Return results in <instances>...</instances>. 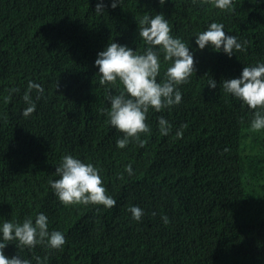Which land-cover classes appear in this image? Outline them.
<instances>
[{
	"label": "trees",
	"instance_id": "obj_1",
	"mask_svg": "<svg viewBox=\"0 0 264 264\" xmlns=\"http://www.w3.org/2000/svg\"><path fill=\"white\" fill-rule=\"evenodd\" d=\"M97 2L0 0V218L44 212L66 237L60 249L9 242L5 254L39 255L46 264H264V129H251L253 109L221 84L264 59V0H232L230 9L215 0L160 3L172 34L194 50V72L179 85V105L149 109L147 149L116 146L94 60L111 40L142 51L138 22L158 5L120 0L112 8L103 0L97 11ZM211 21L245 41L243 50L229 57L196 48L194 35ZM26 95L35 103L27 115ZM160 116L172 125L168 135L158 130ZM67 152L99 169L114 206L64 205L53 195L48 181ZM133 204L143 221L131 218Z\"/></svg>",
	"mask_w": 264,
	"mask_h": 264
},
{
	"label": "clouds",
	"instance_id": "obj_2",
	"mask_svg": "<svg viewBox=\"0 0 264 264\" xmlns=\"http://www.w3.org/2000/svg\"><path fill=\"white\" fill-rule=\"evenodd\" d=\"M161 4L165 0H159ZM120 0H111L115 8ZM232 0H215L219 9H230ZM103 0H98L96 10L104 8ZM153 9L139 20V36L136 43L144 45L142 51L134 50L127 44L111 40L103 50L96 54L94 65L98 66L99 82L106 85L105 99L109 106L102 109L106 113L108 128L115 136L118 148H126L135 142L141 147L145 140L141 134L148 133L150 125L146 116L151 108L160 112L179 105L182 92L179 85L186 83L194 72V50L189 40L172 34L169 21L162 12ZM155 12V14H154ZM154 14V15H149ZM120 42H123L119 40ZM195 47L221 51L231 57L235 50H243L245 41L235 34H226L223 23L211 21L204 30L194 35ZM167 62L163 76L162 63ZM117 84L122 87L118 90ZM222 88L226 96L230 94L242 104L253 109L250 127L259 131L264 129V59L246 64L238 77L223 79ZM209 88H215L217 81L212 77L206 81ZM29 89L35 88L43 93L38 82L29 81ZM219 88V83H218ZM29 101V97H24ZM35 103L29 101L24 109L27 115L34 111ZM157 127L161 135H168L172 125L164 116L158 117ZM182 134L177 129L175 135ZM125 171L133 174L132 165L126 164ZM55 179L48 181L53 195L64 205L95 204L111 208L116 200L108 194L99 169L92 163L70 152L63 154L55 168ZM131 218L143 221L144 209L139 205L128 208ZM167 224L169 218L161 217ZM9 242H15L17 248L32 249L44 245L48 249H60L66 242L65 234L58 229L49 228V218L44 212L35 216H26L17 222L0 218V264H46L39 255L25 258L23 255L8 256L4 249Z\"/></svg>",
	"mask_w": 264,
	"mask_h": 264
},
{
	"label": "rangeland",
	"instance_id": "obj_3",
	"mask_svg": "<svg viewBox=\"0 0 264 264\" xmlns=\"http://www.w3.org/2000/svg\"><path fill=\"white\" fill-rule=\"evenodd\" d=\"M154 2L158 5V9H159L161 7L159 0H154ZM138 6H143V5H138ZM158 11L163 12L162 10H158ZM96 74H97V72H96ZM108 106H109V104L106 102L105 104H103V109L107 108ZM144 140H145V143L142 147L144 149H147V140L146 139H144ZM140 180L143 182V186H145V182L142 179H140Z\"/></svg>",
	"mask_w": 264,
	"mask_h": 264
}]
</instances>
